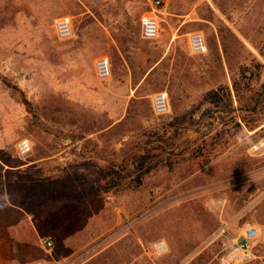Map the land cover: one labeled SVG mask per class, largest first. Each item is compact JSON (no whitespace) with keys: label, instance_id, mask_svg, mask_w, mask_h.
Wrapping results in <instances>:
<instances>
[{"label":"rangeland","instance_id":"1","mask_svg":"<svg viewBox=\"0 0 264 264\" xmlns=\"http://www.w3.org/2000/svg\"><path fill=\"white\" fill-rule=\"evenodd\" d=\"M151 1L0 0V264H217L243 226L264 225V149L249 151L264 137V0H170L154 14ZM148 15L155 41L141 37ZM191 33L207 55L189 53ZM162 91L170 112L155 117ZM143 156L156 166L129 186ZM109 167L116 185L99 181ZM46 180L70 198L30 192Z\"/></svg>","mask_w":264,"mask_h":264},{"label":"built area","instance_id":"2","mask_svg":"<svg viewBox=\"0 0 264 264\" xmlns=\"http://www.w3.org/2000/svg\"><path fill=\"white\" fill-rule=\"evenodd\" d=\"M170 0H152L150 2L151 13L154 14L160 9L166 7ZM140 33L143 40L155 41L160 37L161 25L156 15L143 16L140 20ZM72 20L69 16H61L54 21V35L57 40L65 41L72 37ZM187 49L191 55L205 56L209 48L204 37L199 33H191L187 36ZM93 72L97 80L101 82L108 81L112 76L111 63L107 57H99L93 62ZM151 110L155 117H161L169 114L170 104L169 96L166 91L157 92L150 100ZM32 149L28 139L19 140L14 150L17 156L23 157L30 153ZM264 149V137L253 142L250 146V152L253 154ZM230 224H224L216 233L213 241L226 235ZM43 247L50 250L53 243L50 239H45ZM260 249H264V227L246 224L240 230L239 236L233 241L229 249L221 252L216 260L217 264H264L262 256L258 254ZM168 245L164 242L155 243L153 252L157 255L167 253Z\"/></svg>","mask_w":264,"mask_h":264},{"label":"trees","instance_id":"3","mask_svg":"<svg viewBox=\"0 0 264 264\" xmlns=\"http://www.w3.org/2000/svg\"><path fill=\"white\" fill-rule=\"evenodd\" d=\"M216 92H213L212 95H215ZM144 158H141L142 161H139L138 158H135V162H137V171H135V177H133V180L131 181V183L129 184V186H133V187H137L141 184V178L144 175L149 174L154 167L156 166L154 165H148L146 168H143V160H145L146 156H143ZM109 177L114 178V180H112V182L114 183L113 185H116V179L117 177H119L118 172L114 169H112L111 167L107 168V169H103L99 172V181H105L107 180ZM37 187H39L37 189ZM65 186L62 184L61 181L57 180V182L55 181H50V180H46L43 182H39V184L37 186H34L33 188H31L30 192L33 193V195L39 194L40 196H50V197H54L56 199H68L70 198V193L69 190L67 188V190H65L64 188ZM37 192V193H36ZM31 193H29L28 195H30Z\"/></svg>","mask_w":264,"mask_h":264},{"label":"crops","instance_id":"4","mask_svg":"<svg viewBox=\"0 0 264 264\" xmlns=\"http://www.w3.org/2000/svg\"><path fill=\"white\" fill-rule=\"evenodd\" d=\"M154 94H156V93H154ZM154 94H153V95H154ZM153 95H151V97H152ZM151 97H150V100H151ZM248 224H249V223H248ZM259 224H262V223L259 222ZM259 224H253V225H258V226L264 227V225H259ZM3 261L5 262V264H14V263H15L14 260H12L11 257L3 258Z\"/></svg>","mask_w":264,"mask_h":264}]
</instances>
